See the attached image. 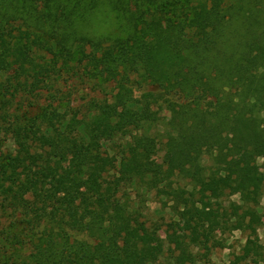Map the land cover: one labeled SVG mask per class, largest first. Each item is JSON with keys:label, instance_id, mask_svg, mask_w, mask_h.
Listing matches in <instances>:
<instances>
[{"label": "trees", "instance_id": "trees-1", "mask_svg": "<svg viewBox=\"0 0 264 264\" xmlns=\"http://www.w3.org/2000/svg\"><path fill=\"white\" fill-rule=\"evenodd\" d=\"M107 3L0 0V105L65 74L115 85L91 118L41 111L12 129L15 150L0 157V220H15L0 232V264H160L141 207L122 196L128 186L156 190L192 221L188 241L174 240L175 264H195L191 247L210 252L219 231L249 232L233 264H261L264 0H133L128 36L82 34ZM147 82L187 100L157 134L169 147L162 164L150 132L160 123L155 96L134 89ZM119 139L122 153L111 154ZM165 166L209 181L210 193L175 187ZM234 195L240 213L225 207Z\"/></svg>", "mask_w": 264, "mask_h": 264}, {"label": "rangeland", "instance_id": "rangeland-1", "mask_svg": "<svg viewBox=\"0 0 264 264\" xmlns=\"http://www.w3.org/2000/svg\"><path fill=\"white\" fill-rule=\"evenodd\" d=\"M131 2L133 3V0H108V3L99 9L85 24L86 27L82 30V34L101 39L102 42H113V40L128 36L131 31L128 16L131 14L126 9ZM36 61L42 62L39 57L36 58ZM38 74L37 72L36 74L33 73L34 77L29 79L30 83ZM25 78L23 77L22 80H25ZM114 86L113 83L99 84L97 81L81 77L80 74L71 73L70 75L65 74L48 88L45 85L38 91L21 90L14 97H3L2 99L6 102L4 105H0V157H6L15 150L11 132L12 129L25 122V118L35 116L41 111L54 112L67 120L73 116L91 118L102 102L112 98ZM134 89H136L137 98L151 93L155 96L151 100L155 102L153 108L160 115V123L151 127L150 132L158 136V147L153 161L155 164H162L169 147L167 139L157 134L164 133L167 130V121L174 112L178 111L179 106L187 100L181 94L168 93L149 82L134 86ZM206 103L204 104L206 105ZM126 143L127 141L119 139L115 144H108L106 149L111 154H121ZM206 162H209L208 158H206ZM259 162L263 164V160ZM165 169L168 170L175 187L197 192L204 190L208 194L210 193L212 185L209 181L203 180L193 183L191 180L181 178L174 168L165 166ZM114 176L115 171L111 173L110 179ZM25 188L27 198L31 199L32 189L26 186ZM122 196H124V200L130 199L135 205L141 207L144 214L143 220L154 234L151 245L161 252L159 263L175 264L179 251L176 250L174 240L179 238L188 241L187 236L192 221L177 211L175 202L172 199L159 195L156 190L147 192L128 186L123 190ZM224 199L225 207L229 210L231 209V203H234L236 208L243 206L238 195L227 196ZM142 201L143 204L141 205ZM263 209L264 198L259 211L262 212ZM231 212L234 211L231 209ZM236 212L240 213L241 210L234 213ZM14 220L15 217L13 216L1 219L0 232L6 231ZM21 231L22 228H19L15 233L21 236L20 238L23 240L24 236ZM258 237L264 255V221L258 228ZM248 238L249 232L219 231L214 236L210 252H206L205 249L199 247H191L196 259L195 264H233L236 258L242 256L245 252ZM8 240H10L7 242L9 246L14 245V239L10 237ZM87 240L90 241L89 238ZM21 252L28 255L30 250L23 248ZM261 264H264V261Z\"/></svg>", "mask_w": 264, "mask_h": 264}]
</instances>
